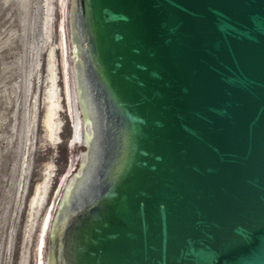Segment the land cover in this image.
<instances>
[{
    "label": "water",
    "instance_id": "1",
    "mask_svg": "<svg viewBox=\"0 0 264 264\" xmlns=\"http://www.w3.org/2000/svg\"><path fill=\"white\" fill-rule=\"evenodd\" d=\"M74 167L44 264H264V0H63Z\"/></svg>",
    "mask_w": 264,
    "mask_h": 264
},
{
    "label": "rangeland",
    "instance_id": "2",
    "mask_svg": "<svg viewBox=\"0 0 264 264\" xmlns=\"http://www.w3.org/2000/svg\"><path fill=\"white\" fill-rule=\"evenodd\" d=\"M62 12L63 0H0V264L45 263L49 216L74 167Z\"/></svg>",
    "mask_w": 264,
    "mask_h": 264
},
{
    "label": "bare ground",
    "instance_id": "3",
    "mask_svg": "<svg viewBox=\"0 0 264 264\" xmlns=\"http://www.w3.org/2000/svg\"><path fill=\"white\" fill-rule=\"evenodd\" d=\"M52 98H53V100H51V107L49 109V113H48V117L46 119V123H47V127L49 128V130L51 132V137L54 139L56 137V135L54 133V131L56 129L55 122H54L56 112H55L54 106L58 104L57 95L55 92L52 93ZM44 185H46V184L44 183ZM44 185L40 184V186H38V188H37L38 198L37 197L34 198L33 204H35V203L40 204V202L42 201V199L44 197V195H43L44 194ZM61 192H63V190ZM61 195H63V194L61 193Z\"/></svg>",
    "mask_w": 264,
    "mask_h": 264
}]
</instances>
